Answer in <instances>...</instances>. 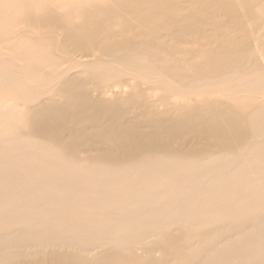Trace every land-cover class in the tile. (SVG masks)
<instances>
[{
    "label": "bare ground",
    "instance_id": "6f19581e",
    "mask_svg": "<svg viewBox=\"0 0 264 264\" xmlns=\"http://www.w3.org/2000/svg\"><path fill=\"white\" fill-rule=\"evenodd\" d=\"M0 264H264V0H0Z\"/></svg>",
    "mask_w": 264,
    "mask_h": 264
}]
</instances>
